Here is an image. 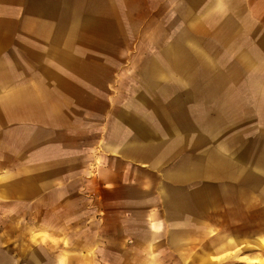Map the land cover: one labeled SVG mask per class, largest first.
<instances>
[{
	"label": "crops",
	"instance_id": "crops-1",
	"mask_svg": "<svg viewBox=\"0 0 264 264\" xmlns=\"http://www.w3.org/2000/svg\"><path fill=\"white\" fill-rule=\"evenodd\" d=\"M119 1L0 0V200L29 204L46 228L31 232L25 262L0 248V264L263 259L262 235L248 254L224 230L225 191L264 192L262 43L240 26L220 53L191 27L224 17L230 0H186L171 40L113 106L117 61L103 58L102 33L115 42Z\"/></svg>",
	"mask_w": 264,
	"mask_h": 264
},
{
	"label": "rangeland",
	"instance_id": "rangeland-1",
	"mask_svg": "<svg viewBox=\"0 0 264 264\" xmlns=\"http://www.w3.org/2000/svg\"><path fill=\"white\" fill-rule=\"evenodd\" d=\"M185 1H119L115 42L107 41L104 37L106 33H102V42L106 43V46L102 47L103 58L112 55L117 61V79L114 84L108 85L111 87L108 89L115 93L114 103H117L113 106L123 104L125 93L139 82V71L151 52L171 40L175 26L178 24L177 12H180L181 15L184 14ZM245 25L247 31L243 34L257 39V42L262 43L264 47V0H230V7L224 17L219 15L204 17L191 27V31L199 39L213 43L220 53H225L228 51L229 45H236L239 29ZM240 26L242 27L239 28ZM226 55L238 59V54L236 56L234 53H226ZM236 71L235 76L239 77V69L237 74ZM111 72L113 74L114 70L112 69ZM108 75L109 67L103 64L102 89L104 91L107 88L108 81L105 79ZM107 97L102 95L100 103L96 102L98 108L96 114L100 112L102 114V136L106 131L105 125L110 119V115L105 116L110 109ZM86 100L93 107L94 101L88 98ZM89 114L94 115L93 112ZM101 151L103 152V150ZM231 183H235V187L238 188L237 182ZM225 201L231 203L230 206H225V221L228 220L224 227L225 233L240 238L241 242L246 245V249L242 252L248 254L261 252L262 250L258 246H254L253 239L258 234L264 237V206H257L260 202L264 203V192L256 196H240L237 189L229 190L225 191ZM33 215H36V209L27 203L14 204V201L0 200V248L9 249L11 253H20L21 257L19 258L22 262L27 259L30 245L36 242V239H30L31 232H39L38 236L39 234L42 236L44 234L40 232L46 229L42 224H37L34 221ZM39 215L40 211H38V220ZM212 264H264V257L259 261L252 262L238 258L225 259V256H221L215 257Z\"/></svg>",
	"mask_w": 264,
	"mask_h": 264
}]
</instances>
